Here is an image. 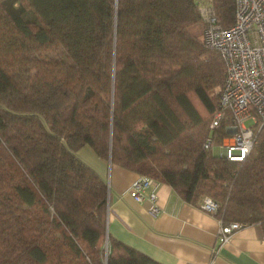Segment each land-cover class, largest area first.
<instances>
[{
    "label": "trees",
    "instance_id": "16d2710c",
    "mask_svg": "<svg viewBox=\"0 0 264 264\" xmlns=\"http://www.w3.org/2000/svg\"><path fill=\"white\" fill-rule=\"evenodd\" d=\"M205 1L0 0V264H160L108 235L85 147L264 231V128L243 162L203 146L226 74L190 28Z\"/></svg>",
    "mask_w": 264,
    "mask_h": 264
},
{
    "label": "crops",
    "instance_id": "0c3cea01",
    "mask_svg": "<svg viewBox=\"0 0 264 264\" xmlns=\"http://www.w3.org/2000/svg\"><path fill=\"white\" fill-rule=\"evenodd\" d=\"M78 156L108 185L107 232L112 239L160 264H264L261 223L244 224L220 246L219 218L185 202L170 185L160 183L157 188L161 212L153 216L148 199L140 203L129 194L142 175L100 158L88 147Z\"/></svg>",
    "mask_w": 264,
    "mask_h": 264
},
{
    "label": "built area",
    "instance_id": "2783aa9c",
    "mask_svg": "<svg viewBox=\"0 0 264 264\" xmlns=\"http://www.w3.org/2000/svg\"><path fill=\"white\" fill-rule=\"evenodd\" d=\"M235 5V23L230 27L220 24L213 0L201 2L198 7L203 24L201 43L204 48L220 53L226 70L224 83L217 93L218 105L209 125L210 134L203 146L212 153L215 146H221L220 157L243 162L258 144L264 128V0H235ZM247 120H252L251 126L246 125ZM219 128L225 135L216 142L213 132ZM159 185L156 179L142 175L129 189L137 202L150 201L149 212L153 216L161 212L157 202ZM199 208L216 216L219 204L204 196ZM243 226L239 221L225 224L220 220V246L227 244ZM104 251L106 260L108 241Z\"/></svg>",
    "mask_w": 264,
    "mask_h": 264
},
{
    "label": "rangeland",
    "instance_id": "374dc122",
    "mask_svg": "<svg viewBox=\"0 0 264 264\" xmlns=\"http://www.w3.org/2000/svg\"><path fill=\"white\" fill-rule=\"evenodd\" d=\"M190 28H191V31H192L195 35H197V38H198V40H199L200 43H201V37H202V32H203V24H202V22L199 21V23H197L196 25L191 26ZM207 50H208V49H207ZM220 86H221V85H220ZM218 90H219V87L215 88L214 91H213V94H214L213 97H214L216 100H218V95H217ZM202 111H203L204 114H205L206 111H205L203 108H202ZM245 123H246L247 126H251V125H252V120H247ZM207 128H208V125H206V131H207ZM221 152H222V148H221V146H215V147H214V149H213V153H214L215 156L220 157V156H221ZM207 196H209V195H207ZM210 197H211V196H210ZM211 198H213V197H211ZM213 199L216 201L215 198H213ZM216 202H217V201H216ZM239 222H241V221H239ZM241 223H244V222H241Z\"/></svg>",
    "mask_w": 264,
    "mask_h": 264
},
{
    "label": "water",
    "instance_id": "95a60500",
    "mask_svg": "<svg viewBox=\"0 0 264 264\" xmlns=\"http://www.w3.org/2000/svg\"><path fill=\"white\" fill-rule=\"evenodd\" d=\"M110 160V162H111V159H109Z\"/></svg>",
    "mask_w": 264,
    "mask_h": 264
}]
</instances>
